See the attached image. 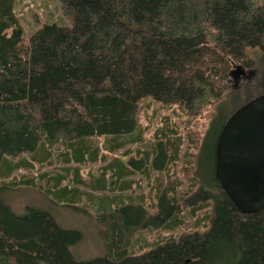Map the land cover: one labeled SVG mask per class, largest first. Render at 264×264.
Here are the masks:
<instances>
[{"label":"trees","instance_id":"trees-1","mask_svg":"<svg viewBox=\"0 0 264 264\" xmlns=\"http://www.w3.org/2000/svg\"><path fill=\"white\" fill-rule=\"evenodd\" d=\"M60 2L69 22L46 23L26 37L14 0H0V178L40 163L41 154L59 145L65 163L109 158L90 186L94 190L127 191L135 182L131 167L146 178L156 173L154 203L147 208L135 197L122 204L108 196V205L95 201L103 252L78 260L71 248L82 234L37 207L15 212L4 200V186L0 264H264V210L240 213L214 174L215 144L225 121L264 93V0ZM235 62L251 69V76L233 94L236 105L224 112ZM215 103L223 106L199 141L190 127L200 125L203 111ZM141 104L184 117L183 130L165 121L154 143L125 151L143 140ZM100 138L102 147L94 144ZM184 139L188 160L182 169L189 183L179 198L182 182L172 170ZM127 153L135 157L125 161ZM54 181L57 188L59 178ZM78 191L65 185L48 195L57 201L72 194L64 201L74 207L76 196L85 193ZM183 210L194 231L146 244L141 253L131 250L137 230H174L187 223Z\"/></svg>","mask_w":264,"mask_h":264},{"label":"rangeland","instance_id":"rangeland-1","mask_svg":"<svg viewBox=\"0 0 264 264\" xmlns=\"http://www.w3.org/2000/svg\"><path fill=\"white\" fill-rule=\"evenodd\" d=\"M14 10L18 17L19 23L22 26L24 36H28L35 30L41 28L46 23H55L57 25H66L69 20L64 18L63 8L60 0H14ZM61 20V21H60ZM60 21V22H58ZM67 21L66 24H64ZM234 66H241L243 73L238 76V79L234 78V74H229L227 78L228 92L225 93V100L223 102L224 112L231 111L236 105V101L233 94H239L240 89L249 81L251 69L245 68L242 63L235 62L230 65L229 72L234 71ZM228 72V73H229ZM141 104L138 113V124L143 131V140L139 144H133L127 146L124 150L135 149L140 147L143 149L145 144L154 143V132L157 128L166 121L171 124H175L177 127L183 130L182 119L184 117L177 116L172 113L171 110L160 108L156 111H152L151 108H145ZM218 103L212 104L206 108L200 116V125L190 127L191 135L196 139L204 137L206 130L217 112L219 106ZM146 115V116H145ZM98 143L99 147H102L103 138L94 141V144ZM186 140L184 139V145L179 153V160L177 161L172 172L177 174V177L182 182V185L178 189V196L182 198L186 194V187L189 183L188 175L182 169L185 166L184 158L186 152ZM64 148L62 146H55L51 150L49 149L48 155L41 154L42 161L40 163L33 162L29 169H18L9 178H0V188L7 186V189H3L4 200L9 203V206L17 213H21L26 206L37 207L43 211L52 215L55 221L62 227L67 229L78 230L82 234V239L79 243L71 248V251L76 259L88 260L98 257L103 252L101 232L94 217L97 214L99 207L95 201L104 200L103 203L108 205L109 198H115L116 202L122 201L127 198H133L137 201H142L148 208L154 203L153 188L155 186L156 173H151L148 178L142 175L139 170L133 169L131 178L135 181L131 188L120 194H117L116 188L113 190L98 191L91 189L90 186L95 182V178H98L101 173V168L106 165L104 161H97L89 164H77V163H65L63 160ZM191 152V150H189ZM187 153V156L189 155ZM119 155V153H118ZM109 155V157H111ZM120 156V155H119ZM30 155L24 154L23 158H29ZM130 157H135L134 153H127L123 159L128 161ZM18 159H14L16 161ZM136 170V171H135ZM75 173L77 177H75ZM59 178V186L56 188V181L54 179ZM75 178L80 182L86 184H80L75 181ZM129 178V177H128ZM26 182L33 183L29 185ZM11 183V184H10ZM67 186L70 188H77V190L85 192L84 194L78 193L80 196H76L77 202H72L71 206L66 199H71V196H66L62 200H53L49 192L59 190V187ZM54 189L53 191H51ZM75 194V192H74ZM89 195V196H88ZM3 196V195H2ZM101 196H108L109 198L101 199ZM144 196V200L141 197ZM114 201V202H115ZM153 211V209H149ZM183 219L187 223H182L181 226L174 230H154V229H142L137 230L132 235L133 244L131 250L134 253H141L147 251L146 244L163 242L166 239L177 238L185 234L186 232L194 231L196 228L193 226V221L189 217H185L186 211L183 210ZM201 231H205V228H198Z\"/></svg>","mask_w":264,"mask_h":264},{"label":"water","instance_id":"water-1","mask_svg":"<svg viewBox=\"0 0 264 264\" xmlns=\"http://www.w3.org/2000/svg\"><path fill=\"white\" fill-rule=\"evenodd\" d=\"M234 66V78L243 73ZM214 174L242 214L264 210V93L235 109L215 144Z\"/></svg>","mask_w":264,"mask_h":264}]
</instances>
